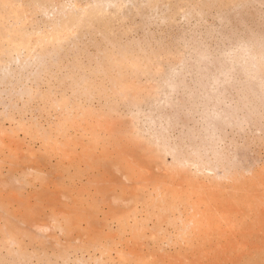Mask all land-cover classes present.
I'll return each mask as SVG.
<instances>
[{"label": "rangeland", "instance_id": "rangeland-1", "mask_svg": "<svg viewBox=\"0 0 264 264\" xmlns=\"http://www.w3.org/2000/svg\"><path fill=\"white\" fill-rule=\"evenodd\" d=\"M0 264H264V0H0Z\"/></svg>", "mask_w": 264, "mask_h": 264}]
</instances>
